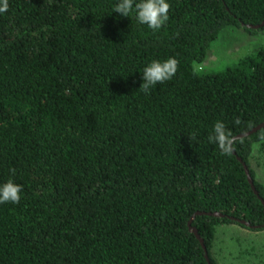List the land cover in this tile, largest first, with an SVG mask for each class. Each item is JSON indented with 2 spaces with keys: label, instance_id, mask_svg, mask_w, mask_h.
I'll return each instance as SVG.
<instances>
[{
  "label": "trees",
  "instance_id": "16d2710c",
  "mask_svg": "<svg viewBox=\"0 0 264 264\" xmlns=\"http://www.w3.org/2000/svg\"><path fill=\"white\" fill-rule=\"evenodd\" d=\"M166 2L154 32L114 12L118 0H8L0 185L22 191L0 204V264H217L219 226L264 231L251 165L264 129L236 139L264 122V46L221 71L197 67L224 29L264 31L249 27L264 23V0ZM169 57L172 79L139 89ZM217 121L231 155L207 139Z\"/></svg>",
  "mask_w": 264,
  "mask_h": 264
},
{
  "label": "rangeland",
  "instance_id": "374dc122",
  "mask_svg": "<svg viewBox=\"0 0 264 264\" xmlns=\"http://www.w3.org/2000/svg\"><path fill=\"white\" fill-rule=\"evenodd\" d=\"M261 46H264V31L250 34L243 27L230 26L212 43L205 60L197 64L198 70L221 71L238 64ZM251 165L257 179L264 184V147L259 144L254 146ZM213 244L217 264H264V231H251L237 224L219 226Z\"/></svg>",
  "mask_w": 264,
  "mask_h": 264
},
{
  "label": "clouds",
  "instance_id": "9594fccd",
  "mask_svg": "<svg viewBox=\"0 0 264 264\" xmlns=\"http://www.w3.org/2000/svg\"><path fill=\"white\" fill-rule=\"evenodd\" d=\"M7 10L8 0H0V13H5ZM169 10L170 4L166 0H140V2L136 3H134V0H118L114 7V12L125 17H129L130 14L135 12L137 21L141 24H146L154 32L160 30L167 22ZM178 64L179 61L173 57H169L163 62L152 61L143 69V83L139 89L148 93L150 88L157 83L172 79L178 71ZM236 123L239 124L240 120L237 119ZM207 139L209 143L217 145L221 155L232 154L234 137L222 121H217L214 124L212 134ZM10 171L15 172L14 169ZM21 191L22 186L15 184L11 179L0 185V204L8 202L18 204L21 199Z\"/></svg>",
  "mask_w": 264,
  "mask_h": 264
},
{
  "label": "water",
  "instance_id": "95a60500",
  "mask_svg": "<svg viewBox=\"0 0 264 264\" xmlns=\"http://www.w3.org/2000/svg\"><path fill=\"white\" fill-rule=\"evenodd\" d=\"M249 27L258 30V29L264 27V23H262V24H260V25H257V26H249ZM261 129H264V122L261 123L260 125H258L257 127L253 128L251 131H249V132H247V133H244V134H241V135H238V136L236 137V139H241V138H244V137H248V136H250V135H252V134L258 132V131L261 130ZM239 161L242 162V160H241L240 158H239ZM243 164H244V163H243ZM244 169H245V172H246V174H247L248 182L250 183L251 188L253 189V191L255 192V194H256L257 196H259V193H258V191H257V189H256V187H255V184H254V179H253L252 176L250 175V173H249V168H248V166H247L246 164H244ZM263 204H264V202H263ZM197 215H204V214L198 213ZM206 215H208V216H214V217H223V216H222L221 214H219V213H215V214H206ZM192 219H193V218H192ZM233 220H234V219H233ZM234 221H235V220H234ZM236 221H237L240 225H242V226H244V227H247V228H250V227H251L250 223L247 222V221H244V220H236ZM191 223H192V222L189 223L190 229H191L192 232H194V234L196 235L197 239H198V240L200 241V243L202 244V246H203V248H204V250H205V252H206V258H207V260L209 261L208 253H207V251H206L205 244H204L203 240L201 239L200 235L198 234V231H197L195 228H193V227L191 226Z\"/></svg>",
  "mask_w": 264,
  "mask_h": 264
},
{
  "label": "crops",
  "instance_id": "0c3cea01",
  "mask_svg": "<svg viewBox=\"0 0 264 264\" xmlns=\"http://www.w3.org/2000/svg\"><path fill=\"white\" fill-rule=\"evenodd\" d=\"M232 225H233V224H232ZM227 226H231V225H227ZM232 232H234V231H232ZM232 232H231V234H232ZM235 235H236V236H240V235H238L237 232L235 233Z\"/></svg>",
  "mask_w": 264,
  "mask_h": 264
}]
</instances>
